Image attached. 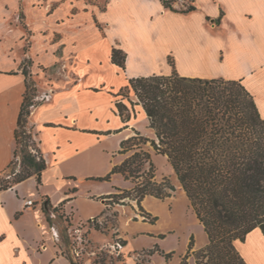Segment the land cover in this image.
Returning a JSON list of instances; mask_svg holds the SVG:
<instances>
[{
	"label": "crops",
	"instance_id": "0c3cea01",
	"mask_svg": "<svg viewBox=\"0 0 264 264\" xmlns=\"http://www.w3.org/2000/svg\"><path fill=\"white\" fill-rule=\"evenodd\" d=\"M95 1L0 0V170L13 158L26 57L39 101L29 123L47 165L40 184L30 176L0 190V264H72L55 243L58 230L48 224L42 199L53 207L64 201L67 208L91 175L63 165L77 161L84 169L90 145L114 137L120 148L121 140L138 131L133 112L123 122L115 106L114 94L128 78L175 70L187 77L240 80L264 118V0H193L189 12L173 11L161 0ZM36 37L47 39L41 51ZM113 47L124 51V69L111 62ZM56 63L69 74L49 79L38 72L37 65ZM103 70L120 77L109 79ZM133 108L148 121L140 105ZM46 184L55 191L49 193ZM26 199L33 205L26 206ZM235 246L247 264H264L260 229Z\"/></svg>",
	"mask_w": 264,
	"mask_h": 264
},
{
	"label": "trees",
	"instance_id": "16d2710c",
	"mask_svg": "<svg viewBox=\"0 0 264 264\" xmlns=\"http://www.w3.org/2000/svg\"><path fill=\"white\" fill-rule=\"evenodd\" d=\"M189 1L185 7L176 8V0H161L164 7L180 12L195 8L193 0ZM110 60L124 69L123 50L113 47ZM31 66V58H24L21 71L25 76V91L13 132V158L0 170V190L11 188L30 176L40 184L41 174L47 167L32 128L28 126L31 109L39 104L34 99L37 88ZM131 94L137 98L135 102ZM114 96L123 122L130 120L131 112L135 116L134 105L141 106L154 137L135 131L120 141L118 152L130 153L100 179H109L110 174L117 172L132 181L133 186L101 198L115 202L130 198L140 207L147 195L164 199L172 194L175 190L172 183L167 179L158 182L154 178L151 154L143 146L149 141L155 153L167 157L207 237L203 248L192 251L195 264H247L235 241L243 242L256 228L264 236V118L253 95L240 80L187 77L173 70L166 75L128 78ZM123 99L128 100L131 110ZM16 165H19L17 171ZM4 173L5 177H1ZM45 199L54 212L64 202L53 207L48 198ZM43 211L48 224L52 225V218L44 208ZM65 231L60 235L68 245ZM193 246L191 237L181 264H187ZM62 253L72 264H82ZM161 253L165 260L172 254Z\"/></svg>",
	"mask_w": 264,
	"mask_h": 264
},
{
	"label": "rangeland",
	"instance_id": "374dc122",
	"mask_svg": "<svg viewBox=\"0 0 264 264\" xmlns=\"http://www.w3.org/2000/svg\"><path fill=\"white\" fill-rule=\"evenodd\" d=\"M82 1L97 2L95 0ZM189 3V0H176L174 6L182 8ZM28 37L31 39L29 35ZM36 38L37 48L41 51L47 39L44 37L45 41L43 42L41 37ZM48 66L46 68L37 65V69L41 75L49 79L69 74V69L65 64L56 63ZM101 73L112 80L120 77L107 70H103ZM35 82L37 88V80ZM37 96L38 92L34 97L36 101L38 100ZM130 98L137 100L132 94ZM123 100L130 108L128 100ZM134 123L140 134L148 138L154 137L149 121L143 120L140 114H135ZM28 126H31L30 123ZM30 144L33 146L32 142ZM116 144L115 138L110 137L107 141H99L90 145L87 151L89 158L85 160L84 169L77 161L76 166L69 163L63 165L64 170H74L78 173L89 172L91 176L87 178V184L83 183L80 189L75 190L74 199L67 208L61 205L55 212L50 207L48 210L45 209L52 218V228L58 230V239L55 240V243L59 246L60 251L69 254L82 264H181V258L187 251L190 238L193 237L194 246L187 258V264H195V256L192 251L196 250L195 248H203L207 237L167 157L155 153L149 141L143 146L151 154L155 168L154 178L158 182L167 179L172 183L175 186L172 194L164 199L147 195L141 201L140 207L135 200L130 198H121L117 200L118 202L100 197L95 199L94 195L99 190H108L107 193H120L133 186L132 181L125 179L122 174L117 172L110 174L109 179H100L110 172L113 165L120 163L130 153V151L125 154L119 153ZM18 169L19 165H16L15 170ZM107 169L108 171H106ZM5 175L4 173V176L1 177H5ZM45 188L49 190V193H53L56 189L53 184H46ZM56 197V194H53V198ZM44 202L45 200L42 199V206ZM68 222L71 225L68 226ZM65 229V233L69 237L68 245L62 241L60 235ZM161 252H172V254L168 260H165Z\"/></svg>",
	"mask_w": 264,
	"mask_h": 264
},
{
	"label": "built area",
	"instance_id": "2783aa9c",
	"mask_svg": "<svg viewBox=\"0 0 264 264\" xmlns=\"http://www.w3.org/2000/svg\"><path fill=\"white\" fill-rule=\"evenodd\" d=\"M24 203H25L26 206H32V205H33V201H32V199H26V200L24 201Z\"/></svg>",
	"mask_w": 264,
	"mask_h": 264
},
{
	"label": "water",
	"instance_id": "95a60500",
	"mask_svg": "<svg viewBox=\"0 0 264 264\" xmlns=\"http://www.w3.org/2000/svg\"><path fill=\"white\" fill-rule=\"evenodd\" d=\"M43 207H44V209L48 210L47 201L44 202Z\"/></svg>",
	"mask_w": 264,
	"mask_h": 264
}]
</instances>
